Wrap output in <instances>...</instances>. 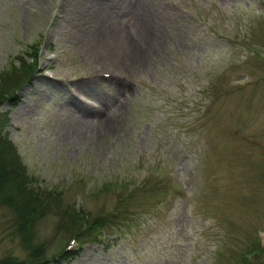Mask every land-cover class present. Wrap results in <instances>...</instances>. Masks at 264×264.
I'll list each match as a JSON object with an SVG mask.
<instances>
[{
    "label": "rangeland",
    "instance_id": "obj_1",
    "mask_svg": "<svg viewBox=\"0 0 264 264\" xmlns=\"http://www.w3.org/2000/svg\"><path fill=\"white\" fill-rule=\"evenodd\" d=\"M90 2L0 0V262L264 264V0Z\"/></svg>",
    "mask_w": 264,
    "mask_h": 264
},
{
    "label": "trees",
    "instance_id": "obj_2",
    "mask_svg": "<svg viewBox=\"0 0 264 264\" xmlns=\"http://www.w3.org/2000/svg\"><path fill=\"white\" fill-rule=\"evenodd\" d=\"M30 69L28 70L29 73ZM18 88V87H15ZM1 89H3L2 87V83H0V91H2ZM4 95H1V99H8L14 97L12 96L14 93V89L10 92H3ZM0 94H2L0 92ZM6 123V119L4 117V114H0V125H4ZM12 144L9 142V140L6 139L5 137V133L1 130L0 128V184L3 183V185H7V180L10 179L15 183V190L18 194H20L21 196L19 198H14L12 195L10 194H6V196H4L3 201L5 203H7L9 206H11L12 208H14L16 210V213L18 214L19 219L21 220L17 226V230L23 232V235L25 237V239L29 240L28 238H30V231L28 230L31 225L32 222L34 220V217L36 215V212L38 213V215L42 214V206H45V204L41 203L40 205H36V201H37V196L35 193L32 192V189H29L27 187V182L25 181V176L22 178L21 177V172H20V168L15 165L12 164L14 162V159L12 156H10L9 154V150H11ZM9 163V164H7ZM23 176V175H22ZM5 181V182H4ZM81 221L82 219L79 218ZM99 221H96L95 223L93 222V224L91 226H88L87 228H85L86 230L81 231L82 233H80V237L81 236H85L87 237L88 235H93L92 231L93 230H97L99 228H101V226L98 225ZM101 224V222H100ZM28 226V228L26 229L25 227ZM24 230H26L24 232ZM82 234V235H81ZM75 237L78 239L79 237V232L74 234ZM28 237V238H27ZM41 251H42V246L40 245L39 247L35 248L33 250V253L28 255V259L32 258V261H27L25 263L21 262L22 264H44L48 261V259H43L41 256ZM75 252H62V254H60L61 256H65V257H72L73 254ZM54 254L51 255L50 259H54L53 258ZM7 263V261H1L0 264H5ZM238 264H244V262H237Z\"/></svg>",
    "mask_w": 264,
    "mask_h": 264
},
{
    "label": "bare ground",
    "instance_id": "obj_3",
    "mask_svg": "<svg viewBox=\"0 0 264 264\" xmlns=\"http://www.w3.org/2000/svg\"><path fill=\"white\" fill-rule=\"evenodd\" d=\"M94 1H99V0H93V2H90V3H91V4H93V3L95 4V2H94ZM42 13H43V12H42ZM127 50H128V49H127ZM79 111H80V110H79Z\"/></svg>",
    "mask_w": 264,
    "mask_h": 264
}]
</instances>
